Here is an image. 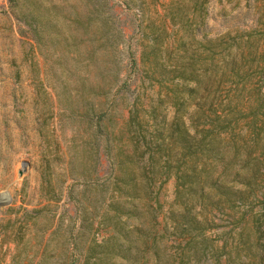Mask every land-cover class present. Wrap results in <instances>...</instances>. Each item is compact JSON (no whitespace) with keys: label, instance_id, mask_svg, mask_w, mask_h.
Here are the masks:
<instances>
[{"label":"rangeland","instance_id":"374dc122","mask_svg":"<svg viewBox=\"0 0 264 264\" xmlns=\"http://www.w3.org/2000/svg\"><path fill=\"white\" fill-rule=\"evenodd\" d=\"M35 1L64 15L65 25L43 41L22 16L31 0H0V264H62L67 237L84 253L92 244L124 242L127 231L134 247L116 264H264L260 114L252 124L264 0H106L101 15L104 0ZM99 112L97 147L95 119L84 114ZM130 113L140 133L156 123L166 134L175 117L197 138L210 130L207 164L196 166L201 180L243 194L229 204L214 192V199L196 195L188 205L202 227L190 234L205 240L196 258L181 259L190 235L174 229L184 212L176 199L183 166L169 169L164 157L152 165L145 153L148 194L138 176L132 200L123 181L108 178L106 135L112 154L131 153ZM135 227L152 235L147 244Z\"/></svg>","mask_w":264,"mask_h":264},{"label":"trees","instance_id":"16d2710c","mask_svg":"<svg viewBox=\"0 0 264 264\" xmlns=\"http://www.w3.org/2000/svg\"><path fill=\"white\" fill-rule=\"evenodd\" d=\"M11 5L16 4V0H9ZM34 5H28L25 8V11L22 12L24 17L25 24L34 32V36L37 41H43L45 35L49 36L53 33L52 28H57L64 23V15L61 13L58 14L57 7H41L36 4L35 0H31ZM127 3V2H126ZM101 7L97 8V11L101 14H106L107 11L103 12V9L106 8V0L100 4ZM59 17V18H58ZM62 19V23L60 21ZM61 30V29H60ZM60 30L56 32V35L60 33ZM152 50L150 53H154ZM132 61H134L132 59ZM116 78L112 83L113 86L116 84ZM260 85L256 88V105L254 107L257 110L258 114L252 120V124L257 127V122L259 121V114L261 115L260 125L255 131L256 135L264 131V67L260 71L259 76ZM102 112H99L96 116L85 113L84 116L89 118V122H92L95 119L96 130L93 131V142L99 147L100 136L104 133L102 124L100 123L102 119ZM127 131L132 133L130 139L133 142V147L131 153H111L112 146L108 140V135H106L105 144H104V153L106 154L108 160V166L110 168V175L108 178L112 180H121L125 183L126 191L129 200H132L134 197L138 196V190L140 183H144L148 180V170L147 166L140 164L144 154L148 153V162L152 165L158 162L161 157H164V163L167 168H171L173 163L177 166H183V169L178 174L180 181V186L182 188L178 190L177 200L180 204L184 206V212L180 213V218L174 223V229L177 230L180 234L187 233L189 239L181 247L182 257L186 260L190 259V256L198 257L199 254V242L205 244V240L201 239L200 241H195L194 237L190 234L193 230H202L199 220L190 214L188 211V205L190 209L193 207L194 203H197L195 196L199 195H209L210 198L214 199V193L218 195L217 202H224L226 204L231 203L236 199H243V194L233 187L225 186L224 184H215L214 182L206 183V180H201V170H197V162L201 160L203 164H207L206 159L202 155V151L206 148L205 139L209 134L210 130L201 128L198 133L200 137L197 138L196 134H191L186 128L184 121L178 117H175L168 127V133L163 134L162 128L158 124H154L153 129L150 131L145 130L144 133H140L137 127L139 123L137 120V115L131 114L128 118ZM203 124H209L213 127L216 125L225 128V124H214L213 122L203 121ZM146 133L148 137L146 138ZM162 139L160 142L155 139ZM156 142V143H155ZM151 143H155L157 149L156 151H151ZM143 145V146H142ZM125 165L127 167H125ZM125 167V168H124ZM118 168L120 171H124L122 177L114 175V172ZM129 168L130 170H128ZM142 178L139 184L136 183V177ZM122 188L118 186V190ZM147 183L140 185V190L144 192L145 195L148 194ZM214 192V193H213ZM213 194V195H211ZM38 212V211H37ZM175 221V220H174ZM138 232L142 234V242L145 244L148 243V240L152 238L148 232L144 231L139 227H135ZM72 233H69V235ZM75 236L71 235L62 243L63 248L65 249L64 259L62 264H116L113 260L116 256L127 259L129 250L134 247L133 241L128 237V231L123 235L124 242H120L115 238L114 241L110 243L102 244H92L88 246L84 253L81 252L80 248L76 244ZM20 238V237H19ZM154 241L156 235L153 237ZM49 241L46 239V242ZM41 238H39V244ZM187 252H185V248ZM45 251V247L43 248ZM156 253V251L154 252ZM44 253H42L43 255ZM218 257V255H217Z\"/></svg>","mask_w":264,"mask_h":264}]
</instances>
